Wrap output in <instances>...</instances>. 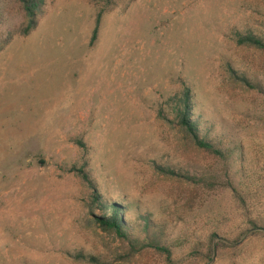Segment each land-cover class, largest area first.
Returning a JSON list of instances; mask_svg holds the SVG:
<instances>
[{
	"label": "rangeland",
	"instance_id": "rangeland-1",
	"mask_svg": "<svg viewBox=\"0 0 264 264\" xmlns=\"http://www.w3.org/2000/svg\"><path fill=\"white\" fill-rule=\"evenodd\" d=\"M37 20L21 36L11 4L0 50V264H264V52L238 44L264 41V0H44ZM185 90L226 159L184 136ZM100 203L136 235L147 217L169 257L127 254ZM213 235L228 247L205 262Z\"/></svg>",
	"mask_w": 264,
	"mask_h": 264
},
{
	"label": "trees",
	"instance_id": "trees-1",
	"mask_svg": "<svg viewBox=\"0 0 264 264\" xmlns=\"http://www.w3.org/2000/svg\"><path fill=\"white\" fill-rule=\"evenodd\" d=\"M118 0H109L113 6L116 5ZM135 0H129L130 3ZM11 4H14L21 16L25 20L23 28L18 30L21 36H27L37 25V16L44 4V0H0V50L5 47L8 42L14 36V33L10 28L5 26V19L11 11ZM100 21V14L97 15L95 27L92 32L91 43L96 40L98 26ZM4 30V31H2ZM239 45L248 46L256 50L264 52V41L255 37L252 34H247L239 37ZM231 76L233 71H229ZM237 80L247 85L250 89H256L250 85L248 80L244 77H236ZM180 109L177 115V121L180 129L184 133V136L190 141L197 150L203 152L205 155L215 159H226L221 147L209 142L207 139L200 136L197 124L192 120V105L189 96V91L185 90L182 94L179 102ZM161 173L166 177L181 179L183 182L193 185L197 188H209L212 189L214 182L205 177H191L187 173L174 172L172 169H160ZM72 172L80 175L81 179L88 184V186L94 189V184L88 177V174L84 171V167L72 168ZM232 191L236 193V190L232 188ZM93 203H98L97 195L93 196ZM103 209V214L94 218V223L104 233L114 235L122 246L127 248V254H135L138 251L145 249H152L159 254H163L169 257L170 250L168 247L162 244V233L157 230L149 221L147 217L141 218L144 221V225L141 229V233L136 235L127 226L124 219V207L118 203L106 205L104 203L99 204ZM254 229H258L253 221L249 222ZM228 245L223 240H218L215 235L209 239V243L206 245L207 253L204 256L205 262L213 261V258L217 252L221 249L227 248ZM94 261V258H90Z\"/></svg>",
	"mask_w": 264,
	"mask_h": 264
}]
</instances>
